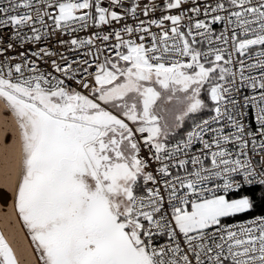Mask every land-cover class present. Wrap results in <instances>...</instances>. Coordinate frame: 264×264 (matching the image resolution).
Instances as JSON below:
<instances>
[{"label": "snow or ice", "instance_id": "snow-or-ice-1", "mask_svg": "<svg viewBox=\"0 0 264 264\" xmlns=\"http://www.w3.org/2000/svg\"><path fill=\"white\" fill-rule=\"evenodd\" d=\"M0 264H264V0H0Z\"/></svg>", "mask_w": 264, "mask_h": 264}, {"label": "bare ground", "instance_id": "bare-ground-1", "mask_svg": "<svg viewBox=\"0 0 264 264\" xmlns=\"http://www.w3.org/2000/svg\"><path fill=\"white\" fill-rule=\"evenodd\" d=\"M2 203H3V202H2V201H0V206H2Z\"/></svg>", "mask_w": 264, "mask_h": 264}]
</instances>
